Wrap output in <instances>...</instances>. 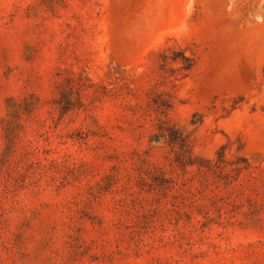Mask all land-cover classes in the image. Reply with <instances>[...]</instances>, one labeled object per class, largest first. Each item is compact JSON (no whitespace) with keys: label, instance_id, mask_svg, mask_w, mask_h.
Returning <instances> with one entry per match:
<instances>
[{"label":"rangeland","instance_id":"374dc122","mask_svg":"<svg viewBox=\"0 0 264 264\" xmlns=\"http://www.w3.org/2000/svg\"><path fill=\"white\" fill-rule=\"evenodd\" d=\"M79 75L94 85L59 117ZM152 87L224 161L183 172L150 142ZM5 131L0 264H264V0H0V152Z\"/></svg>","mask_w":264,"mask_h":264},{"label":"trees","instance_id":"16d2710c","mask_svg":"<svg viewBox=\"0 0 264 264\" xmlns=\"http://www.w3.org/2000/svg\"><path fill=\"white\" fill-rule=\"evenodd\" d=\"M166 53H162L161 61L165 63L169 58L174 63H180L182 70L188 72L191 70L194 64V60L190 55H187L182 50L174 48H166ZM114 70L117 72H126L124 69H120L118 66H114ZM89 80V79H87ZM83 78L79 75L77 79L71 77H63L59 88V97L57 100L59 117L64 116L69 111L78 108L82 109V94L85 90L93 87V83L86 84ZM75 87L77 89H75ZM153 87L149 89L148 94L152 99V106L155 112V131L150 136V142H164L165 145L170 149L171 161L174 166L185 172L188 167H210L211 162L224 161V150L221 148L220 151L216 152L214 159H202L195 155L194 146L192 144L191 135L189 133H183L177 125H174L170 120V111L173 107L172 98L170 95L157 96L152 95ZM201 119L197 116H193L192 124L200 123ZM6 132V131H5ZM6 146L0 152V158L6 156L7 147L13 143V140L9 138V134H5ZM146 179L149 181L148 185L151 186L152 190L159 191L162 194H167L173 187L174 183L167 172L156 168L149 170L146 174ZM144 180V178H142Z\"/></svg>","mask_w":264,"mask_h":264}]
</instances>
